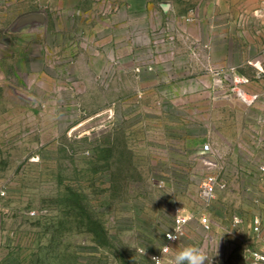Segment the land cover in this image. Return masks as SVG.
<instances>
[{
    "label": "rangeland",
    "instance_id": "rangeland-1",
    "mask_svg": "<svg viewBox=\"0 0 264 264\" xmlns=\"http://www.w3.org/2000/svg\"><path fill=\"white\" fill-rule=\"evenodd\" d=\"M184 3L0 0V264L148 263L179 210L165 264L264 249V6L214 36Z\"/></svg>",
    "mask_w": 264,
    "mask_h": 264
},
{
    "label": "crops",
    "instance_id": "crops-1",
    "mask_svg": "<svg viewBox=\"0 0 264 264\" xmlns=\"http://www.w3.org/2000/svg\"><path fill=\"white\" fill-rule=\"evenodd\" d=\"M183 7L179 12H185L187 6H193L196 10L194 27L200 22L205 27L207 34L227 35V30L236 29L240 24L252 26L249 20L243 18L245 12H251L255 7L264 6V0H184ZM164 7V3L162 4ZM165 9L167 7H164ZM258 23L264 25V18ZM264 30V29H263ZM229 35V34H228ZM226 52V47L224 48ZM216 54V53H215ZM213 54L214 59L224 64L227 58L223 52L221 57ZM225 54V55H224ZM215 55V56H214ZM220 60V61H219Z\"/></svg>",
    "mask_w": 264,
    "mask_h": 264
},
{
    "label": "built area",
    "instance_id": "built-area-1",
    "mask_svg": "<svg viewBox=\"0 0 264 264\" xmlns=\"http://www.w3.org/2000/svg\"><path fill=\"white\" fill-rule=\"evenodd\" d=\"M204 149L206 151H210L211 147H210L209 144H205ZM219 185H220V183H219V180H218V176L215 173L208 174L205 177V179H204V181L202 183V186H201V195H202V197L206 201L213 200V198L216 195V191H217ZM32 213L34 214L35 211H33ZM177 215H178V213L176 214L172 229L169 230L168 232L175 234L174 233V229L179 227L181 229V235H182L185 232V227H186V225L188 224V222L190 220V216L188 214L182 212V211H180V214H179L178 217H177ZM178 220L180 221L179 224L177 222ZM201 223L206 228L210 227L209 220H208V218L206 216H203L201 218ZM257 228H258V226H257ZM167 233H166V236H165V241L162 243L160 248H162V246H164V245H168V246H170L172 248V244L178 241V240L177 241H170L167 238ZM160 248H159V250H157L155 252H152L149 255V258H148L149 262L148 263H143V264H154L153 257L162 259V264H165V259H166L167 255H165L163 257ZM250 264H264V249H253V250H251V252H250Z\"/></svg>",
    "mask_w": 264,
    "mask_h": 264
},
{
    "label": "clouds",
    "instance_id": "clouds-1",
    "mask_svg": "<svg viewBox=\"0 0 264 264\" xmlns=\"http://www.w3.org/2000/svg\"><path fill=\"white\" fill-rule=\"evenodd\" d=\"M180 211L178 212L177 217L180 214ZM178 224L180 221H177ZM174 233H167V238L170 241H177L180 239L181 236V229L179 227L174 229ZM172 248L168 245L162 246L160 248L163 257L167 255ZM154 264H162V259L153 257ZM208 262V264H211V259L209 258L207 251L204 247L196 246V245H188L183 247V249L176 252L174 257H171L168 259L167 264H205V262Z\"/></svg>",
    "mask_w": 264,
    "mask_h": 264
},
{
    "label": "water",
    "instance_id": "water-1",
    "mask_svg": "<svg viewBox=\"0 0 264 264\" xmlns=\"http://www.w3.org/2000/svg\"><path fill=\"white\" fill-rule=\"evenodd\" d=\"M168 6V4L167 3H164V7H167Z\"/></svg>",
    "mask_w": 264,
    "mask_h": 264
}]
</instances>
